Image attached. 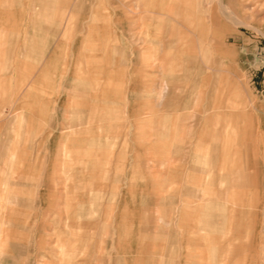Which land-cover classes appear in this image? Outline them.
I'll return each mask as SVG.
<instances>
[{
  "label": "rangeland",
  "instance_id": "1",
  "mask_svg": "<svg viewBox=\"0 0 264 264\" xmlns=\"http://www.w3.org/2000/svg\"><path fill=\"white\" fill-rule=\"evenodd\" d=\"M0 264H264V0H0Z\"/></svg>",
  "mask_w": 264,
  "mask_h": 264
},
{
  "label": "crops",
  "instance_id": "2",
  "mask_svg": "<svg viewBox=\"0 0 264 264\" xmlns=\"http://www.w3.org/2000/svg\"><path fill=\"white\" fill-rule=\"evenodd\" d=\"M43 8H44L43 11H46V7H43ZM41 13H42L41 10L37 11V13H36L37 19L39 17L40 21L37 20V22H35V21L32 22V24L35 25V27H39L41 24V20L43 18V15H41ZM22 71H23V69H22Z\"/></svg>",
  "mask_w": 264,
  "mask_h": 264
}]
</instances>
